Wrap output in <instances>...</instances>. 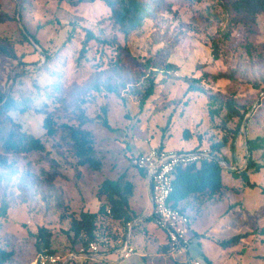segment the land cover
Instances as JSON below:
<instances>
[{
  "label": "rangeland",
  "instance_id": "rangeland-1",
  "mask_svg": "<svg viewBox=\"0 0 264 264\" xmlns=\"http://www.w3.org/2000/svg\"><path fill=\"white\" fill-rule=\"evenodd\" d=\"M152 1L156 9L150 18L126 34L113 24L110 8L100 0H0L10 16L0 24V36L10 39L19 56H0V91L25 107L12 111L13 117L46 145L45 151L4 154L7 166L0 165V243L15 250L6 264H32L39 253L35 234L40 226L52 230L56 251L79 248L81 239L72 240L71 215L97 211L107 201L97 195L101 182L122 174L134 183L130 202L142 219L133 222H141L131 233L134 254L116 264H186L168 253L156 221L146 220L152 213L149 185L132 159L153 145L189 150L222 140L238 124V118L226 121L221 100L230 97L250 110L234 139L235 149L230 143L223 149L232 166L224 167L225 186L212 199L181 203L195 232L189 254L201 264H264V168L250 171L255 187L232 173L247 163V138L264 135V13L251 30L230 11V0ZM87 29L120 47L94 39L87 57L79 61ZM148 77L154 78L156 92L141 109ZM199 77L203 91H187L190 79ZM209 96L219 98L211 105L219 107V113L210 114ZM79 106L93 119L85 127L93 132L101 170L78 166L62 132L56 137L45 134V112L55 113L59 122H75ZM103 106L114 130L101 124ZM254 158L264 162L260 151ZM53 164L61 176L50 183ZM4 202L8 210L1 215ZM97 222L103 258L89 264H111L129 228L109 215H100ZM253 230L256 233L237 246L223 248L217 242Z\"/></svg>",
  "mask_w": 264,
  "mask_h": 264
},
{
  "label": "trees",
  "instance_id": "trees-1",
  "mask_svg": "<svg viewBox=\"0 0 264 264\" xmlns=\"http://www.w3.org/2000/svg\"><path fill=\"white\" fill-rule=\"evenodd\" d=\"M75 3L81 2H95L97 0H71ZM110 8V19L113 24L124 33H129L131 30L139 28L148 18L156 7L152 0H100ZM191 3L201 2L203 0H187ZM228 8L235 15L236 19L247 26L249 29H254L257 24L258 16L264 13V0H230L227 2ZM10 19V16L3 10L0 2V24ZM250 30V31H251ZM26 40L29 39V34L23 32ZM74 36V29L70 31L67 36V41H71ZM35 39L34 36L31 35ZM96 39L102 44L116 45L120 44L115 40L101 39L97 37L92 30L87 29L85 38L82 41V47L79 54V61L86 58L89 51V43ZM36 40V39H35ZM37 42V40H36ZM219 46L217 43L214 45L215 56L218 54ZM46 53V51H45ZM0 56L17 59L15 48L11 45L8 37L0 36ZM119 57L117 62H121ZM168 67L175 68L173 64H168ZM201 77L190 79V85L187 91H203L199 83ZM147 87L142 92L140 97L141 109L145 106L147 101L155 95L156 83L153 77H148ZM109 91L120 94L116 88L108 87ZM218 97L209 96L208 104L210 114H217L220 112L219 107H212ZM223 108L226 110V121L238 118V124L235 128L229 129L224 135L223 139L210 143L208 145H197L193 149L210 148L214 153L222 155L228 161V158L223 154V149L229 144L231 149H235L234 139L239 132L246 115L249 112V107L237 105L235 99L230 97L226 100H221ZM24 111L25 107H20L16 99L9 93L0 91V165L7 166V159L4 154L11 153H30L33 151H45L46 145L40 136L29 133L23 128V125L15 120L12 111L18 109ZM101 124L109 130H114L109 122L107 116V108L102 107ZM75 122L63 121L59 122L56 119V114L53 112H45L43 118V127L45 134L49 137H56L61 132L63 138L70 146V150L74 157L77 158V165H88L94 170H101L102 160L97 156L96 144L93 132L85 127L93 119L86 114L84 107L79 106L76 114ZM170 124V121L168 125ZM184 137H189V129L183 131ZM248 157L245 167L242 169L233 170L234 176L241 178L247 186L255 187L257 184L250 178V171H260L264 168V162L258 161L254 158V153L260 151L264 160V135L255 138H247ZM229 163V161H228ZM230 164V163H229ZM224 167L216 160L201 161L191 163L187 166H180L176 169L173 184L174 191L170 196L173 205L185 210L181 205L182 202L188 201L191 198H197L201 201L214 198L220 190L225 186L223 180ZM139 171L146 175L143 170ZM61 176V173L53 164V170L49 173L47 181L52 183ZM134 183L125 177V174L120 175L118 178H106L99 185L97 195L101 197L105 195L106 202H102L97 211L80 210L77 214H72L70 219V230L73 232L72 240L76 243L81 239V246H87L89 242L96 241L99 246L102 241H99L97 232L98 217L100 215H109L113 219L120 220L128 226L136 221L140 214L136 212L131 206L130 197L133 195ZM264 192V188H263ZM66 206V205H65ZM64 206V208H65ZM8 210V204L4 202L1 206V215H5ZM110 210V211H109ZM63 218L65 213L61 215ZM154 219L155 215L147 216L146 220ZM134 224L132 231L140 224ZM264 233V227L261 228ZM256 230L245 231L236 233L227 238L218 239L217 242L223 248H231L242 243L243 239L255 234ZM37 241V249L39 253H61L56 251L52 245L53 232L46 226H40L38 232L35 234ZM84 236L85 239L82 237ZM79 247V248H80ZM168 250V243L165 244ZM79 248L70 251H77ZM38 253V254H39ZM64 253V252H63ZM15 254L13 248L4 247L0 243V264H6ZM205 260L209 261L207 256ZM179 259V258H178ZM183 261V260H182ZM185 262V261H183ZM120 263V262H117ZM75 264V263H74ZM116 264V263H111Z\"/></svg>",
  "mask_w": 264,
  "mask_h": 264
},
{
  "label": "built area",
  "instance_id": "built-area-1",
  "mask_svg": "<svg viewBox=\"0 0 264 264\" xmlns=\"http://www.w3.org/2000/svg\"><path fill=\"white\" fill-rule=\"evenodd\" d=\"M204 160H216L223 167L232 168L226 158L207 147L176 150L164 145H153L132 159L134 166L143 170L148 180L151 179L152 215H155L157 226L165 232L168 253L176 259H183L186 264H201L189 254L192 244L191 218L187 211L173 205L170 196L174 191L173 179L176 169ZM235 169L238 167L236 166ZM133 226L134 223L129 225V234L125 243L115 249L113 263L122 262L134 254L135 249L130 243ZM102 255L99 244L91 241L77 251L39 253L32 264H68L71 261L75 264H89V261H99L103 258Z\"/></svg>",
  "mask_w": 264,
  "mask_h": 264
},
{
  "label": "crops",
  "instance_id": "crops-1",
  "mask_svg": "<svg viewBox=\"0 0 264 264\" xmlns=\"http://www.w3.org/2000/svg\"><path fill=\"white\" fill-rule=\"evenodd\" d=\"M144 177L146 178V181H147V184L149 185V183H148V178L146 177V175H144ZM149 195H150V191H149ZM150 208H152V203H151V207ZM137 212V211H136ZM162 232L164 233V236H161V237H163L164 239H165V241H164V243L166 244L167 243V238H166V235H165V232L162 230ZM193 234H195V232H193V230H192V224H191V235H193ZM131 238V237H130ZM130 243H131V241H130ZM192 246L193 245H191V248H192ZM190 248V249H191ZM107 257H105V259H106ZM109 259H111V258H109ZM129 259V258H128ZM127 260V259H126ZM125 261V260H124ZM123 262V261H122Z\"/></svg>",
  "mask_w": 264,
  "mask_h": 264
},
{
  "label": "water",
  "instance_id": "water-1",
  "mask_svg": "<svg viewBox=\"0 0 264 264\" xmlns=\"http://www.w3.org/2000/svg\"><path fill=\"white\" fill-rule=\"evenodd\" d=\"M254 108V107H253ZM253 108L251 109V112H252V110H253ZM247 122H248V119H246V122H245V125L247 124ZM148 183H149V191L151 192V188H152V186H151V179H149L148 180ZM152 215V213L151 214H148L147 216H151ZM146 216V217H147ZM142 218L140 217V218H138V220H141ZM135 224V223H134Z\"/></svg>",
  "mask_w": 264,
  "mask_h": 264
}]
</instances>
